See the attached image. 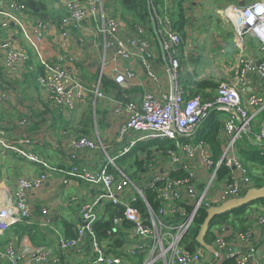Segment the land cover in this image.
Returning <instances> with one entry per match:
<instances>
[{"label":"built area","instance_id":"2783aa9c","mask_svg":"<svg viewBox=\"0 0 264 264\" xmlns=\"http://www.w3.org/2000/svg\"><path fill=\"white\" fill-rule=\"evenodd\" d=\"M46 1H56L63 9L62 16L55 22L63 36L70 37L83 24L91 23L104 37V50L114 51L115 61H136L152 82H157L155 46H159L170 85L157 93L146 88L140 101L127 98L114 108V112L123 117L115 146L119 149V157L130 153L139 142L152 143L140 154L143 160L140 182L130 180L117 168L106 148L84 136L69 141L74 152L67 155V161L61 167L49 165L28 150L27 146L33 141L27 135H15L6 142L0 139L5 149L42 167L38 174L18 179L11 195L0 206L2 263L64 264L61 258L69 251H82L84 239H88L93 257L79 264H126L124 257L114 254L116 251L136 259L137 264H157L158 261L162 264H264V235L260 242L257 239L254 243L257 238L254 228L264 227V203L246 205L245 217L249 225L245 230L223 222L210 227L213 236L210 245L215 250L213 256L199 244L189 251L184 242L200 209L242 197L249 188L262 185L259 180H263L264 173L261 176L255 171L264 169V0H244L243 6L239 2L228 4L224 12L232 21L235 56L228 74L217 81V88L207 99L191 95L183 79L186 71L193 70L189 67V57H196L200 34L194 32L188 40L182 37L169 15L168 3L172 0H163L164 13L151 17V25H130V33L123 31L119 17L107 11L110 0ZM2 3L27 17L28 10L19 1L0 0ZM0 17H4L0 20L1 29L6 30L10 21L22 29L16 14L0 9ZM49 24L36 19L31 34H24L44 69L43 72L35 71L34 75L46 102L63 113L73 111L91 97H104L105 94L98 90L99 83L95 90L91 89L75 69L41 56L40 43ZM2 36L0 32V69L32 70L27 50L15 46L10 36ZM134 77L135 72L128 65L115 69L114 82L120 87ZM11 98L10 91L0 92L1 100ZM210 117L218 122L215 135L219 146L217 154L209 142L198 137L202 123ZM26 121V117H22L18 125L22 126ZM171 145L172 148L163 151L164 147ZM83 149L102 152V160L94 169L77 163V152ZM111 167H115V174ZM177 168L184 171L183 177H171V172ZM57 173L77 178L96 189L92 199L77 201L76 237L67 238L63 231L56 232L57 254L45 246L30 252L15 248L5 238V231L16 224L29 223L32 219L28 204L30 192L41 188ZM147 188L159 201L156 211L148 204ZM71 200L76 204L75 197ZM140 200L146 208V216L135 206ZM101 201L120 208L111 225L115 241L123 240L115 246V252L108 251L109 242L100 239L94 231ZM52 214L43 207L39 225L52 228ZM126 242H134V245H125Z\"/></svg>","mask_w":264,"mask_h":264},{"label":"crops","instance_id":"0c3cea01","mask_svg":"<svg viewBox=\"0 0 264 264\" xmlns=\"http://www.w3.org/2000/svg\"><path fill=\"white\" fill-rule=\"evenodd\" d=\"M239 1L241 0H229V3ZM51 2L44 0L42 3L44 10L40 13L35 10L33 14L28 12L27 17L8 9L7 3L0 4V9L18 16L19 24L22 26L21 29L16 22L10 21L7 29L0 28V32L5 37L10 36L15 46H22L27 50L30 57L29 65L32 68V70H13L8 67L0 69V92L10 91L12 95V98L6 101L0 99V139L6 142L15 135H27L33 141L30 146H27L28 150L35 152L49 165L61 167L67 161V155L74 152L69 141L72 138L84 136L96 140L106 148L110 156L114 158L117 168H120L127 176V170L134 169L136 173L133 171L134 179H131L132 181H142L143 174L139 169L137 170L135 164L136 161L141 160L140 154L142 153L137 156L132 153L121 157L118 155L119 149L115 146L117 145L119 122L123 117L118 116L114 112V108L118 102L127 98L140 101L146 88L157 93L169 87L170 76L159 46H155L157 82H152L136 61H115L113 59L114 51L104 50L102 46L104 37L95 31L91 23L86 22L79 30L73 31L70 37L63 36L55 24L57 19L62 16L63 9L56 1ZM183 2L188 24L199 10L198 2L197 0H184ZM120 8L123 11V8ZM161 9L164 10L163 7ZM123 13L124 11L121 14ZM115 15L119 17L123 31L130 33L132 31L130 22L118 12H115ZM41 18L50 23L43 31V40L40 43L41 56L46 60L61 62L66 67L75 69L82 81L91 89L95 90L99 83L98 90L105 94L104 97L96 99L91 97L86 102L79 104L73 111L63 113H59L54 105L46 102L45 95L37 86L34 75L35 71L43 72L44 69L36 52L28 46V40L24 35L26 33L30 35L36 19ZM3 19L4 17H0V20ZM188 27L186 26V32ZM192 33L189 34L188 31L187 36L183 38L188 40ZM154 44L158 45L156 41ZM191 60H189V64L193 63ZM233 60L234 58L226 65L227 70ZM218 63L219 61L216 62L217 68H219ZM125 65L134 70L135 77L123 85L124 87H120L114 82L115 69L118 70ZM222 66L225 64L223 63ZM202 75L200 76L202 77ZM207 77L213 79L211 76ZM22 117H26L27 121L24 125L19 126L18 121ZM77 154L79 155L77 163L87 169H94L103 157L102 152L88 149L78 151ZM41 170L42 167L39 164L21 159L0 144V206L11 195L18 179L31 177ZM111 170L115 174V167H111ZM128 177L130 178V176ZM95 191V187L77 178L57 173L41 188L30 192L28 204L32 210V219L29 223H19L10 227L5 231V238L12 242L17 249L24 248L30 252L37 247L45 246L57 254L59 249L56 244V232L63 231L64 233L63 224L65 222H77L79 218L77 203L81 200L92 199ZM73 197L77 199L76 204L74 200H71ZM105 203L108 202L101 201L99 203V215L105 212ZM43 207L53 213L52 228L39 225ZM231 217L233 220L237 216L231 215ZM226 223H230V221L228 220ZM246 224L249 225L247 221ZM254 232L257 236L254 243L257 239L260 242L264 235V227H256ZM125 245L132 246L134 242H126ZM114 250L113 252H115ZM69 252L61 258L64 264H79L93 257V249L88 239H84L82 251ZM114 254L124 257L126 264L138 263H136V259L127 257L122 251H116ZM210 255L213 256V253ZM0 264H3L1 260ZM157 264H162V262L158 261Z\"/></svg>","mask_w":264,"mask_h":264},{"label":"trees","instance_id":"16d2710c","mask_svg":"<svg viewBox=\"0 0 264 264\" xmlns=\"http://www.w3.org/2000/svg\"><path fill=\"white\" fill-rule=\"evenodd\" d=\"M17 1L24 4L28 12L32 14L35 13V10H38L39 11L38 13L44 10V6L42 4L43 1H36V0H17ZM183 1L184 0H176V2L174 1L176 4V11L169 10V15L173 19L174 25L180 33L186 32L185 31L186 26H189L187 24L186 14L184 12V7H183L184 2ZM114 2H115V5H118L123 8L124 13L121 15L124 16L125 20L130 22L129 23L130 25H134L138 23V24H144V25L149 26L151 25V17H156L157 15H162L164 13L163 10L159 9L164 6L163 0H114ZM148 29L151 30L152 28L150 27ZM183 35L182 37L186 36V34H183ZM196 60L197 58L192 59L191 61H196ZM196 76H198V74H196L194 71L185 72L183 79L185 81V84L188 87L190 94L198 95L202 99H207V98L212 97L214 93V89H216L218 86L217 81L213 80L212 78H208V77L201 78V76H198L196 78ZM217 126H218V122L217 121L215 122V120L212 117H210V118H207L202 123L200 129L198 130V137L200 139H203L209 142L210 145L213 147L214 152L216 154L219 151V146L217 144L216 137H215ZM150 145H152V143L139 142L136 144L135 148L130 153L136 154L137 156L140 153L145 152L146 148ZM172 147H173L172 145L166 146L164 148L162 146L163 151H165L167 148H172ZM254 158L257 159V155L254 154ZM135 164L137 166V170L139 169L140 171V168L143 166V160L136 161ZM134 173L136 172L134 171ZM184 175H185L184 171L179 168L174 169L171 172V177H175V176L183 177ZM146 198H147L148 204L150 205L151 209L156 211L159 205V201L155 197V194L148 188L146 189ZM254 203H264V199H259V200L251 202V204H254ZM104 206H105L104 207L105 212L100 214L98 219L95 221L94 231H95L96 236H98L100 239H104L107 242H109L107 246L110 249L108 251H113L114 247L119 246L121 242L123 241L122 239L115 241V231H113V228L111 226L113 217L120 213V208L110 202L105 203ZM135 206L146 216V208L144 206V203L141 200L137 201L135 203ZM245 211H246V205L239 207L237 209H234L229 213H224L222 215L216 216L211 221L210 227L216 223H219L220 221L223 223H226V221L228 222V215L232 214V215H236L237 217H235L232 220V222H230L229 224L235 226L238 229L245 230L248 227V225L246 224V218L244 216ZM205 216H206L205 210L200 209L198 212V215L195 217L194 225L192 229L188 232V234L184 238V242L186 243L187 249L189 251L193 250L196 246H198L196 237L200 229V225L203 223ZM74 225L75 223H72V222H65L63 224L64 233H65L64 235L67 238L76 237V233L74 231ZM208 233L205 237V241L208 244H210L212 243L213 236H211L212 233H210V236Z\"/></svg>","mask_w":264,"mask_h":264},{"label":"rangeland","instance_id":"374dc122","mask_svg":"<svg viewBox=\"0 0 264 264\" xmlns=\"http://www.w3.org/2000/svg\"><path fill=\"white\" fill-rule=\"evenodd\" d=\"M110 1L111 3L109 2L108 5H106L107 11L109 10L114 14L115 12H118L121 15V8L118 5H115L114 0ZM174 1L176 2V0H173L169 2L168 5L171 10L176 11V4ZM197 2L199 10L196 12L195 17L192 18L191 22L188 23V31L189 34L191 32L200 34V39L198 40L199 45L196 49V54H194L196 57L197 55L199 57L196 61L189 64V67L190 69H193L191 71H194L198 76L203 74L201 78L211 76L215 81H219L228 74V67H226V65L235 56L232 42V21L224 12L227 9L229 0H197ZM159 9L162 10L161 8ZM188 31L181 32L180 34H186L187 36ZM197 51H199V54ZM196 57L190 56L189 60L192 58L195 59ZM217 61H219V68L216 66ZM223 63L225 66H222ZM198 76H196V78ZM133 171L134 169L127 170L130 180L134 179ZM255 173L262 176L264 169L256 170ZM259 182L264 184V178L263 180H259ZM231 215L232 214L228 215V220L230 222L232 221ZM219 223H221V221ZM210 233L209 230V236Z\"/></svg>","mask_w":264,"mask_h":264},{"label":"water","instance_id":"95a60500","mask_svg":"<svg viewBox=\"0 0 264 264\" xmlns=\"http://www.w3.org/2000/svg\"><path fill=\"white\" fill-rule=\"evenodd\" d=\"M244 3V0L239 1L240 6H243ZM185 140H188V138H185ZM259 199H264V185L249 188L242 197L229 199L218 206L205 208L204 210L206 216L203 223L200 225V229L196 237L198 244L208 252L214 254L215 250L213 249V246L205 241V237L210 229V223L213 218L224 213H229L234 209H237Z\"/></svg>","mask_w":264,"mask_h":264}]
</instances>
